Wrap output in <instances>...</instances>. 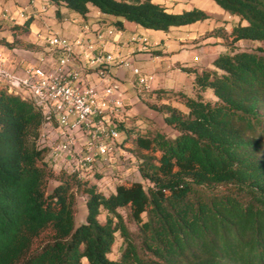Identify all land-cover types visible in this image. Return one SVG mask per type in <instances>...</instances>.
I'll return each mask as SVG.
<instances>
[{"label":"trees","instance_id":"16d2710c","mask_svg":"<svg viewBox=\"0 0 264 264\" xmlns=\"http://www.w3.org/2000/svg\"><path fill=\"white\" fill-rule=\"evenodd\" d=\"M213 1L240 18L228 36L232 52L219 55L214 69L184 70L195 74L199 90L182 95L187 112L151 107L177 135L118 124L122 146L141 151L136 167L147 187L120 183L105 195L74 173L56 176L48 149L39 145L43 116L29 100L0 91V264H264V49L235 51L242 40L264 44V0ZM50 4L83 18L96 7L119 30L131 22L168 33L211 18L197 8L173 13L152 0ZM31 23L20 30L28 32ZM207 90L214 102L204 100ZM50 180L58 185L48 191ZM75 189L87 197L80 225ZM126 208L135 234L119 213ZM118 232L124 248L114 261Z\"/></svg>","mask_w":264,"mask_h":264},{"label":"built area","instance_id":"2783aa9c","mask_svg":"<svg viewBox=\"0 0 264 264\" xmlns=\"http://www.w3.org/2000/svg\"><path fill=\"white\" fill-rule=\"evenodd\" d=\"M29 6L31 11L19 13L22 26L51 8L49 0L40 7L37 0H30ZM79 28L74 37L38 32L45 45L36 51L37 61L21 72L10 70L0 54V91L29 100L41 113L44 125L39 145L48 149L50 166L89 180L98 167L117 156L124 141L118 124L127 113L128 90L118 70L131 72L136 84L145 89L149 79L132 57L107 50V43L120 42L117 27L103 20H83ZM131 43L138 44L141 52L150 50L144 35H134Z\"/></svg>","mask_w":264,"mask_h":264},{"label":"rangeland","instance_id":"374dc122","mask_svg":"<svg viewBox=\"0 0 264 264\" xmlns=\"http://www.w3.org/2000/svg\"><path fill=\"white\" fill-rule=\"evenodd\" d=\"M156 1L162 3L173 13H181L188 8H197L211 16L209 20L202 24L191 27V30L186 31L176 28L171 31L172 38L181 37L177 41L181 43V48L176 52L179 54L176 61L172 59L173 53L171 51H168V49L158 50L157 48L149 52L150 56L142 59L140 67H142L143 74L149 79V87L147 89L138 86L135 81L133 84L128 83V86H125L128 89L127 93L129 96L126 107L127 113L122 116V122L127 124L129 128L134 127L138 132L159 130L168 137H174L177 132L165 124L162 113L151 107H159L166 104L187 112V108L182 103V95L195 97L199 90L194 86L195 74L187 73L184 70L191 68L201 73L203 70L214 69L213 62L219 55L232 52L229 47L231 39L228 36L233 27L240 23V18L231 15L213 0ZM92 9L95 12V8L92 7ZM77 18L69 13L64 21H57L56 25H52L45 20L44 16L36 17L34 27L36 33L42 32L44 35L53 34L70 37L77 33L78 27L75 22ZM12 30H15V28ZM16 30L19 34H24V30L21 31L20 28L19 30L16 28ZM26 33L28 34V32ZM17 42L19 41L17 40ZM6 43L4 38L0 40L1 45H6ZM26 44H28L27 41L19 42L20 46H25ZM257 48L264 49V44L242 40L235 45V51H254ZM0 49L5 50L7 56L10 54L11 48L0 46ZM261 53L264 55V52ZM202 96L208 102L216 100L210 90L203 92ZM140 154L141 151L130 142L120 146L117 156L109 164L98 167L92 173L89 178L90 185L96 184L98 189L105 195L114 192L116 186L120 183L141 182L147 187L148 183L141 178L136 167ZM53 169L56 172V176L63 171L59 167ZM57 185V181L50 180L48 191H51ZM75 196L76 224L80 225L86 219L87 197L77 189H75ZM119 213L123 216L129 230L135 234L137 225L129 218V210L127 208L119 209ZM106 215L107 213L103 211L100 216L101 222H105ZM115 237L116 241L109 257L111 260L117 261L121 257L124 240L119 232L116 233ZM83 264L89 263L87 260H83Z\"/></svg>","mask_w":264,"mask_h":264},{"label":"crops","instance_id":"0c3cea01","mask_svg":"<svg viewBox=\"0 0 264 264\" xmlns=\"http://www.w3.org/2000/svg\"><path fill=\"white\" fill-rule=\"evenodd\" d=\"M46 1L47 0H37V6L40 7ZM153 2L163 5L156 0H153ZM29 4L30 0H0V40L4 38L7 43L11 44L15 39H17L19 42L27 41L28 44L26 45L31 46V48L26 49L24 46L18 45L10 49L7 45L0 44V46L2 47L10 49V54L8 56L5 54V50L0 49V54L5 59L6 66L10 70L18 72H21L28 64L36 62L38 56H40L36 51L42 50L45 45V42H43V40H39L37 38L36 29L34 27L35 19H32L28 34H25L24 32V34L22 33L21 35L16 30V28H18L19 30V28L22 27L24 23V21L20 18L19 13L23 10H26L28 12L32 10V7L29 6ZM92 7L93 6H90V13L87 15V17L83 18L76 13H71L64 4H61L59 6L51 4V8L48 13L43 16L45 17V20L50 22L52 25H56L57 21H64L67 18V14L69 13L73 16L78 17L77 19H75L78 27L77 33L70 37L79 35V24L83 20L87 22H98L101 20H106L110 24L111 22L116 21V19L112 16L103 15L96 7H94V12ZM191 9L193 8H188L186 10ZM58 12L60 14L59 17L57 15ZM202 23L203 22H199L193 25L179 27L178 29L188 31L191 30V27H195V25ZM112 26L116 27L115 25ZM13 28H15V30H12ZM173 29L176 28H172L168 33H164L161 31L144 29L143 27L135 23L124 22V29L121 30L120 42L117 44H113L111 42L107 43L106 48L110 52H119L123 57H132L134 59L135 65L141 68V70L142 67H140V64H142V59H144L146 56H150L149 52H151L152 49L155 48H157L158 50L168 49V51H171L173 53L172 59L176 61L177 56L179 55L176 52H178L181 48V43L177 41L181 37L172 38L171 31H173ZM134 35H144L148 37L150 41V50L148 52H141L139 50L138 44L131 43V38ZM118 75L120 79L123 80L126 87L128 86V83L133 84L134 81L136 82V79L128 70L120 69L118 70Z\"/></svg>","mask_w":264,"mask_h":264}]
</instances>
